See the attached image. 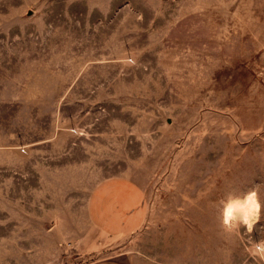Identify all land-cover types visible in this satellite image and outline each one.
<instances>
[{"label": "rangeland", "instance_id": "1", "mask_svg": "<svg viewBox=\"0 0 264 264\" xmlns=\"http://www.w3.org/2000/svg\"><path fill=\"white\" fill-rule=\"evenodd\" d=\"M137 182L147 220L88 206ZM264 205V0H0V264H264L218 219Z\"/></svg>", "mask_w": 264, "mask_h": 264}, {"label": "crops", "instance_id": "2", "mask_svg": "<svg viewBox=\"0 0 264 264\" xmlns=\"http://www.w3.org/2000/svg\"><path fill=\"white\" fill-rule=\"evenodd\" d=\"M88 211L94 227L106 237L130 236L147 220L144 189L133 180H107L94 188Z\"/></svg>", "mask_w": 264, "mask_h": 264}, {"label": "clouds", "instance_id": "3", "mask_svg": "<svg viewBox=\"0 0 264 264\" xmlns=\"http://www.w3.org/2000/svg\"><path fill=\"white\" fill-rule=\"evenodd\" d=\"M262 207L264 205L261 204L255 190L240 195L229 193L226 199L221 201V208L218 210L223 232L231 235L241 227L248 233L253 232L261 219ZM251 255L264 260V241L253 244Z\"/></svg>", "mask_w": 264, "mask_h": 264}]
</instances>
